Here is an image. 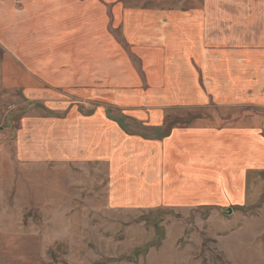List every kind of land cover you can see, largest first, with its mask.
Wrapping results in <instances>:
<instances>
[{"label": "rangeland", "instance_id": "1", "mask_svg": "<svg viewBox=\"0 0 264 264\" xmlns=\"http://www.w3.org/2000/svg\"><path fill=\"white\" fill-rule=\"evenodd\" d=\"M82 1L71 0L64 7L68 8L71 20L80 15L88 20L87 31L101 32L104 36H88L90 53L84 58L88 71L85 77L82 71L81 79L76 81L71 80L72 72L67 77L58 69L50 72L41 69L39 77L38 69L31 63V40L16 51L19 40L15 30L19 23L2 22L0 264H264V167H258L264 163L237 165L239 180L234 182L232 178L230 185L228 167H217L212 180L207 183L205 179L201 189L195 181H182L187 177L179 172L181 181L168 182L166 189L165 171L160 173L158 167L160 178L155 177L148 184L141 181L147 186L150 183L156 188L160 186V191L152 192L151 203L127 206L113 198L116 173L113 169L111 173L107 159L85 155L77 142L70 156L64 146L78 136L73 131L76 115L89 116L102 109L110 113L109 120L121 125L131 141L148 143L152 158L156 148L172 138L174 132H187L183 137L188 140L179 142L187 146L180 149L185 152L194 148L197 153L196 148L203 152L204 143L210 140L199 137V128L225 131L228 139L232 130L241 125H246L244 130L249 131L243 136L247 142L239 148L248 149L250 154V135L264 141V103L225 100L228 94L229 99L238 94L241 100L245 92L249 96L252 92L258 94L259 86H254V90L249 88V83L256 80L245 79L236 88L227 87V69L235 70L239 64L220 60L222 56L209 51L196 53L202 51L204 27L199 32L200 38H190L186 27L177 26L193 24L186 15L196 18L194 15L201 17L208 13L210 24L215 26L212 32L215 36L209 39L215 49L214 45L224 40L218 39V34L227 26V12L237 13V9H242L243 13L255 14L263 0ZM38 7L43 9L46 5ZM56 11L63 12V6L58 5ZM38 15V22H23L25 27L18 34L26 26L30 30L32 24L40 25L41 32L47 34L53 24L43 19L42 12ZM94 38L104 47V51L99 48L101 53L96 56ZM177 44L196 52L176 53ZM180 55L182 64L176 65ZM5 56L18 67L12 64L9 70H1ZM189 63L195 69H190ZM164 64L168 66L165 78L163 72L157 71ZM193 73L198 75L201 92L221 101H212L211 97L210 101L194 106L190 101L174 102L177 95L190 97L193 93ZM48 74L53 81H59L60 76L61 82L53 83ZM40 79L41 93L37 95L34 91L38 87H34L33 81ZM204 79H210L207 86ZM261 90L264 97V89ZM53 122L58 126L53 127ZM232 139L229 145L234 147L232 143L236 140ZM193 143L200 145L193 147ZM214 143L227 146L222 138ZM206 152L209 155L199 157L200 162L208 156H222L227 163L233 162L215 146ZM138 160L125 162L124 159L120 172L136 169L138 175L135 167ZM141 182L136 180L130 187ZM163 190L180 192L176 198L179 204L163 202L160 199ZM228 206L234 210L232 215L225 214Z\"/></svg>", "mask_w": 264, "mask_h": 264}, {"label": "crops", "instance_id": "2", "mask_svg": "<svg viewBox=\"0 0 264 264\" xmlns=\"http://www.w3.org/2000/svg\"><path fill=\"white\" fill-rule=\"evenodd\" d=\"M40 1L48 2V4H39L38 2ZM70 1L71 0H0V32H2L4 29L2 25V22L4 21L19 23L16 25L17 30H15L13 26L10 28L15 30V36L18 37L17 42L19 40V42L16 43V51H20L22 44H29V40H31L33 55V61L31 63L35 64L33 65L34 69H38L39 77V71L44 68L49 72L53 69H58L60 73L67 75V77H69L70 72H72V81L81 79L82 71L83 77L86 76L88 65L87 59L84 58H86L90 53L87 47L88 36L98 35L99 37L101 32L91 33L87 31V28L90 27L88 20H85L80 15H75L74 19L71 20V14L69 13L68 8H64L65 6L68 7ZM81 3H83L82 0ZM261 4L263 7L264 0ZM38 5H46V7L39 9ZM58 5L63 6V12L56 11V7ZM71 5L78 4L72 3ZM3 7H6V9H3ZM262 7L258 8V12H256L257 14H252L250 12L243 13L242 9H237V13L228 11L227 26L225 29L222 28L220 34H218V39L224 40L220 41V44L214 45L215 49H213V44L211 43L212 41L209 40L215 36L212 33L215 29V26L210 24V21L212 20L208 19V13L207 16L201 17L199 15H194L196 18H193L191 15H183L187 20H190L189 22L195 24V26H193V24L177 26L178 28L186 27V29H188V33H190V38H200L199 32L202 27H204V29L202 30L203 34L201 35L202 45H200L202 51L198 50V52H196L189 49L184 50V48L177 44L175 45L174 50L176 53L184 51V53L191 52L192 54L196 52L204 54L209 51L210 53L218 54L224 57H219L220 60L229 59L233 60L232 64L238 63V68L235 70L231 67L227 69V87L236 88L245 79H247L249 82H253L254 79L256 80L254 84L249 83L251 85L249 88L254 90V86H259V89H256L258 94L252 92L251 96H249L248 93L246 94L245 92L242 100L238 94H235L232 99H229L230 96L228 94V98L225 100V102L249 101V103H254L259 101L260 103H264V97L260 94L262 91L261 89H264V87L261 88L262 83H264V13ZM26 10L29 13L26 12ZM41 12L43 13V15H41L43 16V19L53 24V27L51 26L50 29L48 28L47 34H43L41 32L42 27L37 24L36 26L35 24H32L30 26V30L29 26H26L23 32L21 31L18 34L19 30H22L25 27L22 24L23 22H38L40 16L38 14H41ZM81 12L82 10L80 9L79 13L81 14ZM179 16L180 15L177 17ZM177 17L176 20H178ZM180 17L181 19L183 18L182 16ZM76 18H78V21ZM220 21L225 26L224 20L222 19ZM190 29L191 31H195V34L189 31ZM53 33L56 36L53 35ZM32 35L33 37L31 39L30 36ZM103 36L104 34L102 33L101 38H103ZM45 37L46 41L43 40ZM215 39L216 38L212 40ZM95 42L96 47L94 49V55L96 56V54L101 53V48L104 51V47L102 44H98V40H95ZM25 49L23 52H25ZM191 54L188 55L190 61H192ZM37 55H42V58L38 57ZM177 58L178 62L176 65H181L182 63L179 60L183 57L180 55ZM251 58H253V61H250ZM10 60L11 58L9 56H5L1 70H9L10 67L8 66H11L12 64L17 66L15 62H9ZM170 60L172 59L170 58ZM161 67L162 70L157 68V71L160 73L163 72V77L165 78L168 75V66L167 64H164L161 65ZM189 68L195 69V65L189 63ZM49 77V80H51L53 83L61 82L60 76L59 81H53L51 75H49ZM192 77L191 88L193 93L191 96L185 97L183 94L177 95L174 97V102L190 101L194 103L192 104L194 106L200 102H205L208 100L210 101L211 97H213L212 101H221L218 100L214 95L212 96L201 92L203 87L201 86L197 73H193ZM55 79L56 78H54V80ZM204 80L205 86H207L210 82V79ZM33 84L35 85L34 87H38L36 90L33 87V90H35L34 93L40 95V86H42L41 79L39 81L34 80ZM180 86L182 87L181 84ZM211 87L212 85L209 88ZM248 90L249 89H247V91ZM168 100L169 99H167V101ZM258 109L261 108L258 107ZM76 117H78V120L73 123V131L78 136L75 137L74 141H68L66 145L64 144L65 148L68 149V154L71 156L72 148L77 142V144L81 146L82 151H85V155H95V158L99 157L107 159L110 162L111 173L113 170L116 173L114 178L115 182L112 180L114 182L113 194L115 195L113 198L121 205L130 206L138 205L139 203H151L153 197L152 192L158 191L160 186L156 188V185L151 183L150 186H147L141 181H144L145 184H148V182H151L153 178L159 177L156 171L158 167L161 171L160 173H164L165 171V188L169 187L167 185L168 182L179 183L181 181V178L177 174V172H179L183 176L187 177L182 181L187 179L195 181L200 185L201 189L202 182L205 179H208L207 183L212 180V176L216 174L217 167H228L227 180L231 177L229 179L230 185L232 183V178L234 179V182L239 180V176L237 179V173L239 170L238 166H245L248 165V163L249 165H257V163L260 164V162L264 163V141L261 137L259 138L255 135H250L249 140L252 139L250 154H248V149L244 148L245 151H243L242 148L241 150L239 148V145L243 146V143L247 142L243 140V136L246 135L245 131H249L244 130L246 125L237 126L235 129H233L231 136L228 139L224 136L225 131L222 132L208 127H203V129L199 128V137L210 139L204 143V148L208 149L210 146H215L217 150L223 153V156L227 155L233 159L232 163H227V160H225L224 157L221 158L222 156L219 158H209L208 156V159L200 162L199 157H207V155H209L206 152V149L203 152H200V150L196 148L197 153L194 151V148H191L192 151L186 150L185 152L180 149L184 146H187L185 143L179 144L181 140H188L183 137L184 134H188L187 132L183 134L174 132L172 138L166 140L164 144H161L156 148L153 154L154 158H152V149H150L149 144L141 141H131V138L127 136L126 131H123V128L117 121H113L111 118V120L108 119V117H110V113H105V110L99 109L93 111L89 116L76 115ZM55 123L56 122H53L51 125L53 127H57L58 125ZM207 123L209 125L212 124L211 122ZM24 128H27L26 124ZM232 137L235 139H232ZM217 138L226 140L227 146L223 144L218 146V144L214 143V140H217ZM231 139L232 141L236 140V142L232 143L235 144L234 147L229 145ZM198 145L200 144L193 143V147ZM92 150L93 152H91ZM243 152H246L248 157H246ZM124 159L125 162L139 159L137 165L135 166L137 168L138 175H136V169L130 172L127 171L128 173L120 172V168L124 165ZM260 166L264 167V164L259 165L258 167ZM258 170H261V168H258ZM116 171H118V173ZM248 179L249 175L245 177L246 184L249 182ZM136 180L141 183L135 187H130V183H134ZM160 185H162V183ZM244 187L246 188L247 185L244 184ZM200 189L197 191V193L200 191ZM160 195V199L163 202H175L179 204V199L176 198L178 196L180 197V192L174 193L173 191L163 190ZM153 200H155V198Z\"/></svg>", "mask_w": 264, "mask_h": 264}, {"label": "water", "instance_id": "3", "mask_svg": "<svg viewBox=\"0 0 264 264\" xmlns=\"http://www.w3.org/2000/svg\"><path fill=\"white\" fill-rule=\"evenodd\" d=\"M233 213V208L232 207H227L226 208V213L227 215H231Z\"/></svg>", "mask_w": 264, "mask_h": 264}]
</instances>
